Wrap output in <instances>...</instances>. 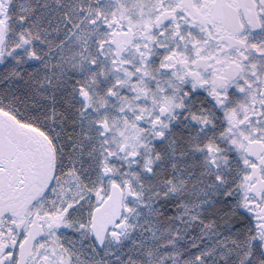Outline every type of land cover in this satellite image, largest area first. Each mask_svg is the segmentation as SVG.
Segmentation results:
<instances>
[{"label":"snow or ice","instance_id":"snow-or-ice-1","mask_svg":"<svg viewBox=\"0 0 264 264\" xmlns=\"http://www.w3.org/2000/svg\"><path fill=\"white\" fill-rule=\"evenodd\" d=\"M0 264H264V0H0Z\"/></svg>","mask_w":264,"mask_h":264}]
</instances>
